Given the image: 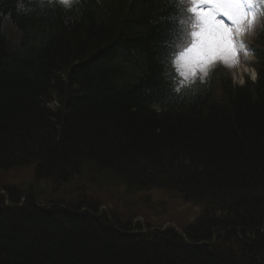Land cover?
I'll return each mask as SVG.
<instances>
[{
	"label": "trees",
	"instance_id": "1",
	"mask_svg": "<svg viewBox=\"0 0 264 264\" xmlns=\"http://www.w3.org/2000/svg\"><path fill=\"white\" fill-rule=\"evenodd\" d=\"M188 16L177 0H0V179L32 166L60 185L85 165L201 211L183 233L146 231L7 186L0 264H264V8L243 86L230 64L178 75L172 23Z\"/></svg>",
	"mask_w": 264,
	"mask_h": 264
},
{
	"label": "rangeland",
	"instance_id": "2",
	"mask_svg": "<svg viewBox=\"0 0 264 264\" xmlns=\"http://www.w3.org/2000/svg\"><path fill=\"white\" fill-rule=\"evenodd\" d=\"M223 19H225L226 23H230V21H227V18ZM258 24L257 18L253 25L249 26L245 24L244 31L240 33V36L246 41L247 39L251 41L253 36H250L254 32L253 29L256 30V28H258ZM236 38L238 40V37ZM239 41L241 40L239 39ZM248 60L250 61L248 63H251L253 58L251 54L247 52L246 43L243 42V48L240 49L237 58H232L227 61L217 59L206 67L198 70L196 74L199 76L206 75L213 64L223 63L224 65H229L231 63V65H233V76L236 83L241 84L243 81L242 78L246 77V75H249L250 78L255 81L256 75H254V70L249 67L250 64L246 63ZM195 75L189 73L185 77L192 78ZM85 164L88 165L87 163ZM89 168L85 165L81 166L80 172L82 177L80 173H78L75 178L69 179L68 183L61 182L60 185L50 183L46 193L42 192V196L40 194L38 195L41 197L38 199L37 205L39 204V206L44 208L49 207V204L53 202L49 200V198H51L50 192L58 190L59 196H62V200L55 202V204L59 206L63 204L70 207L72 205L78 206V204L83 202L90 203L95 206L97 205L100 214L106 213L110 215L111 218L119 219L121 222L130 221L133 224L140 223L146 231L162 230L163 228L175 229L180 233H183L185 228L195 224V221L201 214L200 208L196 204L187 203L172 191L160 190L157 192H144L142 194L129 191L126 192L124 186L106 181L103 177L102 179L96 178V180H94L92 176L96 174ZM33 171L34 167L27 166L26 168H19L6 172L0 179V191L7 186H16L19 188V191H21L25 187L23 183L26 179L35 181ZM96 171H98V168ZM80 178H82V180ZM36 185H38V188H42V186L38 184V181ZM63 185H66V190L62 188ZM43 196L47 201L42 199ZM30 198H32L30 194H27L24 198L22 197L23 202L21 204L27 202Z\"/></svg>",
	"mask_w": 264,
	"mask_h": 264
},
{
	"label": "snow or ice",
	"instance_id": "3",
	"mask_svg": "<svg viewBox=\"0 0 264 264\" xmlns=\"http://www.w3.org/2000/svg\"><path fill=\"white\" fill-rule=\"evenodd\" d=\"M68 5L70 0H61ZM264 0H177L179 12L190 16L173 18L169 63L179 76L196 72L217 59L237 58L243 42L237 36L245 24L255 23ZM230 21L226 23L225 19Z\"/></svg>",
	"mask_w": 264,
	"mask_h": 264
},
{
	"label": "bare ground",
	"instance_id": "4",
	"mask_svg": "<svg viewBox=\"0 0 264 264\" xmlns=\"http://www.w3.org/2000/svg\"><path fill=\"white\" fill-rule=\"evenodd\" d=\"M23 184L25 185V187H24L21 191H19V188L16 187V186L13 187V188H17L18 191H19V193H20V192L22 193L23 190H26L27 194H30V196H31L32 193L38 195L39 188H38V185H36L35 181H33V180H31V179H26V181H24ZM50 188H51V186H50ZM28 191H29V193H28ZM0 192H1L3 195H4V194L7 195V190H6L5 187H4V188L2 189V191H0ZM53 194H59V191H58V190L51 191V192H50V195L52 196ZM7 196H8V195H7ZM31 197H32V196H31ZM42 199L47 201V199H45V198H43V197H42ZM49 200H50V198H49ZM34 201H35V200H34ZM7 202H9L8 199H7ZM22 202H23V200H22V198H21V199H20V203H22Z\"/></svg>",
	"mask_w": 264,
	"mask_h": 264
},
{
	"label": "water",
	"instance_id": "5",
	"mask_svg": "<svg viewBox=\"0 0 264 264\" xmlns=\"http://www.w3.org/2000/svg\"><path fill=\"white\" fill-rule=\"evenodd\" d=\"M42 185L46 186V184H44V183H43ZM26 195H27L26 190H23V191H22V197H26Z\"/></svg>",
	"mask_w": 264,
	"mask_h": 264
}]
</instances>
